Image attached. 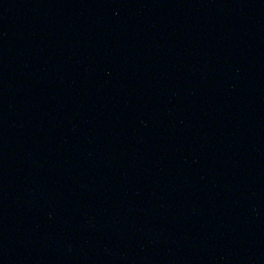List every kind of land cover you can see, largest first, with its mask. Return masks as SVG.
<instances>
[{"label": "water", "instance_id": "95a60500", "mask_svg": "<svg viewBox=\"0 0 264 264\" xmlns=\"http://www.w3.org/2000/svg\"><path fill=\"white\" fill-rule=\"evenodd\" d=\"M0 264H264V0H0Z\"/></svg>", "mask_w": 264, "mask_h": 264}]
</instances>
